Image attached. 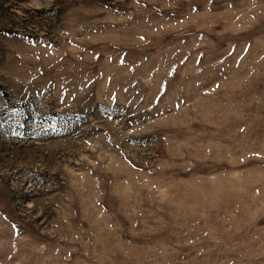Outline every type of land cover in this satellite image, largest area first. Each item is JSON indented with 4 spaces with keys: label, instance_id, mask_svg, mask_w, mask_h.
<instances>
[{
    "label": "rangeland",
    "instance_id": "obj_1",
    "mask_svg": "<svg viewBox=\"0 0 264 264\" xmlns=\"http://www.w3.org/2000/svg\"><path fill=\"white\" fill-rule=\"evenodd\" d=\"M0 264H264V0H0Z\"/></svg>",
    "mask_w": 264,
    "mask_h": 264
},
{
    "label": "trees",
    "instance_id": "obj_2",
    "mask_svg": "<svg viewBox=\"0 0 264 264\" xmlns=\"http://www.w3.org/2000/svg\"><path fill=\"white\" fill-rule=\"evenodd\" d=\"M2 88V87H1Z\"/></svg>",
    "mask_w": 264,
    "mask_h": 264
}]
</instances>
